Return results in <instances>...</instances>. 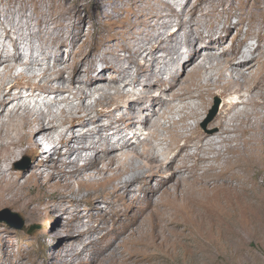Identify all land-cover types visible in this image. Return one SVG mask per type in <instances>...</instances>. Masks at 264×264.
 <instances>
[{
	"label": "bare ground",
	"instance_id": "6f19581e",
	"mask_svg": "<svg viewBox=\"0 0 264 264\" xmlns=\"http://www.w3.org/2000/svg\"><path fill=\"white\" fill-rule=\"evenodd\" d=\"M153 1L163 5L162 10L155 12L152 8L147 14L145 12L141 23L146 25L154 19L156 23L151 31L156 35L142 32L135 45L124 48L128 55L120 60L127 64L119 79L113 82L106 81L104 72L115 69L117 60L115 63L108 57L103 58L106 65L99 73L95 72L97 61L92 60L86 68V78L81 77L83 63L69 68L67 79L65 74L69 69L58 64L63 59H56L51 68L52 46L61 48L66 40L60 43L48 38L44 41L45 49L37 56L35 49L30 50L29 57L21 50L30 31L38 28L43 32L58 19L49 16L46 20L42 12L36 28L28 24L20 26L18 31L14 18L7 17L2 22L0 17L3 38L13 43L12 51L0 53V209L14 208L38 217L52 214L61 217L69 215L65 203L72 200L75 215L84 202L83 198L75 200L70 195L76 191L74 186L78 183L86 191L102 188L101 193L92 197L93 208L98 207V202L111 199L110 204L121 203L131 212L125 229L120 233L105 232L96 251V246L89 247L95 243L92 240L84 249L80 248L82 251L72 248L76 256H80L79 264H161L172 262L179 252L186 260L192 253L184 243L185 225L195 226L203 242L215 229L220 235L226 234L230 222L233 226L241 222L244 225L243 216L248 223L255 216L253 214L264 212V182L256 181L260 175L264 179V53L257 54L259 48L252 49L250 45L251 48L236 45L237 48L223 52L226 59L222 60L213 54V49L226 41L221 31L226 32L228 38L234 28L230 20L219 31L217 23L220 21L208 20L212 11H201V3L191 6L190 0H140L146 5ZM176 6H183V10L175 11ZM9 10L12 12L13 6ZM171 18L177 19V29L166 35L165 30L174 26ZM24 19L31 21L33 18L22 14L21 22ZM206 20L208 26H201ZM207 35L211 36L210 44L204 43ZM39 38L44 40L45 37ZM258 40L264 41V30L259 32ZM151 45V52L142 57ZM40 57L48 60V64L37 71L33 67L39 66ZM253 61H258V66L251 64ZM134 66L138 73L131 78ZM168 66L171 70L166 80L163 74ZM189 67L192 71L187 81L183 75ZM202 74L203 81L193 79ZM142 76L155 81L151 87L160 84L158 97L150 90L148 94L139 95L125 91L129 87L136 89ZM8 78H15V81H8ZM29 78L39 80L40 85L31 87L30 83H20ZM15 89H18L16 94ZM97 94L96 108L86 106L87 100ZM222 95L226 99L220 113L205 125L203 117L209 97ZM51 96L53 101L49 100ZM115 98L122 102H141V109L117 118L115 112L120 111V104L113 110L104 106ZM40 100L48 107L52 103L72 104L73 101L78 105L71 111L64 108L60 114L53 111L45 114L38 108ZM144 100L153 102L145 117L141 116ZM196 100L199 103H195ZM174 102L181 107L177 108ZM99 106L103 109L99 110ZM169 114L179 115V118L168 117L169 126L165 127L161 120ZM105 117L112 119L108 125L101 123ZM90 124L96 127L87 129ZM77 126L82 132H77ZM61 127H66V132L59 134L60 142L54 145V136ZM137 127L148 130L146 142H139L140 137L135 132L129 136V131ZM160 130L167 131V136L164 132L160 135ZM48 145L51 146V160L58 158L52 161V171H40L42 165L36 163L34 173L26 176L25 171L18 168L21 157L27 155L31 147L41 154ZM140 145L152 149L144 148L140 152ZM131 160L140 163L135 165ZM213 162L219 163L220 170ZM226 164L233 167L224 168ZM147 177L150 178L145 188L147 196L142 201L135 184ZM156 177L161 180L155 187L152 182ZM122 208L114 209V222L126 213ZM221 219L229 222L224 224ZM70 232L75 237L74 229ZM84 233L80 229L77 236L82 237Z\"/></svg>",
	"mask_w": 264,
	"mask_h": 264
},
{
	"label": "rangeland",
	"instance_id": "374dc122",
	"mask_svg": "<svg viewBox=\"0 0 264 264\" xmlns=\"http://www.w3.org/2000/svg\"><path fill=\"white\" fill-rule=\"evenodd\" d=\"M165 1L173 2V0ZM199 1L200 0H190V5L194 6L201 3V11H212L210 12V17L208 20L211 19L210 21H220L217 23V29H219V31L223 29L229 20L234 24V28L227 36L228 38H226V32L223 30L221 31L222 34H224L222 38H225L226 41L223 46L215 47L213 49L215 50L213 54H216L218 57H221L222 60H225L226 57L224 56L223 52H225L227 49L233 47L237 48V46L244 47L249 45L252 47V49L259 48L257 54L264 53V41L258 40L259 32L264 30L262 28L264 26V0ZM142 5L144 6L142 7ZM12 6L13 10L12 12H9L10 7ZM162 8L163 5L156 1L146 5L140 2V0H0V17L2 22H5L7 17L14 18L15 26L18 31H20V26L22 25H35L36 28L37 19L42 17L40 16L43 14L42 12H44V18L46 20H49L50 17L58 19V22L47 25V27L42 30L43 32H41L40 29L38 30V28L30 31L26 37L27 41L25 44L20 46L21 50L29 57L30 50L35 49L37 56L45 49L44 41L48 38L51 39V42L54 39L59 40L58 42L60 43H62V40L63 42L66 40V45H63L61 48L59 46H52V60L50 63L51 68H53L54 64L56 63V59H63V62H59L58 64H60L61 67L66 66L68 69H73L76 65L83 63L84 71L81 73V77L86 78L88 75L86 68L90 66V62L92 60L97 61V65H95V72L99 73L101 70H103V68H105L106 65L103 58L108 57L112 58L115 63L117 60L115 69H107L104 72L106 81L113 82L119 79V77L124 72L125 65L127 64L126 61L120 60V58L128 55V52L124 48H126L127 45H135L137 38L141 39L139 34L142 32H148L151 36L156 35V33L151 31L156 21L154 19H150L148 24H142L141 21L144 19L143 14H145V12L147 14L148 11L150 12L152 10L158 12L159 10L161 11ZM182 10L183 6H176L175 11L181 12ZM139 11L142 12L141 15ZM22 14H26L28 17L33 19L31 21L24 19V21L21 22ZM201 15L202 13L199 12L198 16ZM176 20L177 19L175 18L170 19L171 22H174V26L165 30L166 35L173 33V31L177 29L175 27ZM208 24L209 21L206 20L201 23V26L207 27ZM196 28L198 27H195V29ZM52 32L55 33L54 36ZM0 34V53L3 50L12 51V41L8 38H3L4 31L2 29H0ZM40 36L45 37L44 40L40 38L39 40L38 37ZM208 36L210 35H207L204 38L205 44H210L211 42V36ZM183 40L184 38L182 39L181 37L180 41ZM50 45L51 44H49V46ZM151 50L152 45L149 46V52L144 54L142 57H146L151 52ZM118 57L119 59H117ZM142 57L138 58L139 61L142 60ZM3 59L6 60V57ZM257 62L258 61H253L251 64L256 63L254 65L258 66L259 63ZM38 64L39 66H34L33 68L37 71H40L39 69H41L42 66L48 64V60H46L44 57H40L38 58ZM136 68L137 67L134 66L130 71L131 78L135 77L138 73V68ZM165 68L166 74L164 73L163 75L164 78L168 80V74L170 73L171 67L168 66ZM71 69H69L67 74H65L66 79L69 77ZM186 71L188 73L185 72L183 79L185 78L184 80L188 81V74L191 73L192 67L187 68ZM242 71L249 73L247 69H243ZM157 72L158 69L156 68L155 73ZM31 75L32 72L29 73V76ZM203 76L204 75L202 74V77H193V79H200L203 81L205 79H203ZM14 79L15 78H8L7 80L13 81ZM32 81L29 78L23 80L22 82L20 81V83H25L23 85L30 83L31 87L40 85L39 80L33 79ZM153 82L155 81L142 76L140 78V85L136 89L129 87L125 91L139 95L140 93L148 94L147 90H150L155 97H158L159 89H161V87L160 84H156L155 86L151 87L150 85ZM17 91L18 89H15L14 94H16ZM192 93L194 94L195 92ZM68 96L69 94L65 97ZM234 97L236 96H233L232 98ZM97 98H99L98 94L88 99L86 106H90L92 108L95 107L97 104L96 101L98 100ZM52 99L54 100V97L51 96L49 100L53 101ZM60 99L62 100L63 98ZM225 99V95L209 97V105L207 106L203 117L205 125H207L213 118L216 117V115L220 113ZM114 101L106 102L107 104L104 103V106L106 105V107H109L110 110H113L118 104H120V111L115 112V117L117 118L123 114L139 112L141 109V102L137 103L135 100H123L122 102V100L118 98L116 100L115 98ZM143 102L141 116L143 115L145 117L148 115L147 111L152 109L153 102L149 100H144ZM51 103L52 102L49 104ZM195 103H199V101L196 100ZM174 104L177 106V108L181 107V104L178 102H174ZM174 104L172 103V105L176 107ZM77 105L78 102L73 101L72 104L62 102L52 103V105H49L50 107H48L46 104H43V101H41L38 104V108L41 109L45 114H49L50 111H53L55 114H60L62 109L65 108L68 111H71V109ZM240 107L239 109H242V106ZM97 108L103 109V106H99ZM176 116L178 117L179 115H167L165 119L161 120L162 125L165 127L166 125L169 126V120L167 118H177ZM111 121L112 119L105 117L101 123L108 125ZM190 122L194 124L193 121ZM122 125L123 127L125 126L124 124ZM94 127H96V125L90 124L87 129ZM77 128V132H82L80 127L77 126ZM65 129L66 127H61L58 130L59 133L54 136V145L59 144L60 135L66 132ZM129 132L137 133L140 137L139 142H143L147 137L148 130L142 131L141 127L140 129L137 127L136 129ZM163 132L165 135L168 134L166 133L167 131H158L159 134L161 133L160 135H164ZM131 133H129V136H133L135 134ZM106 134L111 135V132ZM152 142L154 144V140H152ZM50 147V145L45 146L43 153L41 154H38V152L31 147L28 149L27 155L21 157L19 160L18 168L23 169L26 173V176L34 173L36 163H40L42 165L40 167V171H52V161H56L58 158L55 157L53 158L54 160H51V158L48 157L46 149ZM144 148L151 147L144 146ZM144 148L141 146L139 148L140 152H143ZM164 148H166V146ZM131 162L135 165L140 163L137 160H131ZM190 164L193 165L194 162H191ZM213 164L218 170H220L219 163L213 162ZM226 165H224V168H230V166L231 168L233 167L231 164L227 165L228 167H225ZM149 180L150 178L147 177L135 184V188L139 192L140 199L142 201L143 199H146L147 194L145 192V188L146 185L149 186ZM160 180V177H156V179L152 182L153 186L156 187L160 183ZM256 181H258V183H263V176L260 175ZM94 190L95 191H86V189L82 190L80 184H75V192L70 193L71 197L75 200H80L82 198L84 199V202L81 203L80 211L75 213V215L72 211L74 209V204L70 202L72 200L65 203V209L68 210L69 215H63L61 217L55 214L38 217L29 213L21 212L20 210L14 208H1L0 213L4 212L5 210H9L11 212L5 213L4 218L10 219L13 222V225L9 224L7 221L0 222V264H79L80 256H76V252L82 251V249L85 248L84 246L87 245L89 241L92 240L95 242L94 244L89 245V247L93 248L96 246V251L99 249V246L102 243L101 241L104 240V234L113 230H115V232L119 231V233L122 232L128 224V218L131 212H129L128 209H125L121 203H117L116 205L110 204L112 201L111 199L100 201L97 203L98 207L93 208L94 202H92V197L94 194L101 193L102 188ZM121 207H123L122 209L125 210L124 212L126 213L122 215L120 220L115 221V223L113 217V212L115 211L114 209ZM12 214L19 215V217L25 221V225L22 229H16L13 227L16 224L18 225L20 220L19 218L12 216ZM257 214L258 213L253 214L255 216L252 215L253 218H251L252 220L248 221V223L244 219L245 216H243L242 218L244 220V225H242V222L240 225L233 223L235 226L234 227L230 222L228 225L229 231L226 234H218L217 229L209 232L210 235H207L209 238L206 236V239H204L203 242L201 241L200 235L196 233L197 229L195 226L191 225L190 228L189 225H185L186 232H184V243L187 244L189 253H192L191 256L193 258L188 257L186 260H183V258H181L183 254L182 252H179L180 254H178L176 258L171 259L172 262L165 263L164 261L161 264H264V212L259 213V215ZM221 220L222 222L225 221L224 224L229 222L227 219ZM97 227H100L99 230H101L94 232V229H97ZM71 229H74L75 237L71 236ZM80 229L81 231H85L84 236L82 237L77 236V233L80 231ZM221 236L223 237L221 238ZM59 240H62V242H58ZM79 240L82 241L79 242ZM81 247L82 249H80ZM72 248H74L76 252H73L74 250H71Z\"/></svg>",
	"mask_w": 264,
	"mask_h": 264
},
{
	"label": "water",
	"instance_id": "95a60500",
	"mask_svg": "<svg viewBox=\"0 0 264 264\" xmlns=\"http://www.w3.org/2000/svg\"><path fill=\"white\" fill-rule=\"evenodd\" d=\"M9 212H10L9 210H5L4 212L0 213V222L7 221L9 224L13 225V222L10 219L4 218L5 213H9ZM12 216L19 218V220H20V223L18 225L16 224L13 227H15L16 229H22L25 225V221L23 219H21L19 217V215H17V214H14V215L12 214Z\"/></svg>",
	"mask_w": 264,
	"mask_h": 264
},
{
	"label": "clouds",
	"instance_id": "9594fccd",
	"mask_svg": "<svg viewBox=\"0 0 264 264\" xmlns=\"http://www.w3.org/2000/svg\"><path fill=\"white\" fill-rule=\"evenodd\" d=\"M46 152L48 153V157L50 158V155L52 154V153L50 152V148H47V149H46Z\"/></svg>",
	"mask_w": 264,
	"mask_h": 264
}]
</instances>
